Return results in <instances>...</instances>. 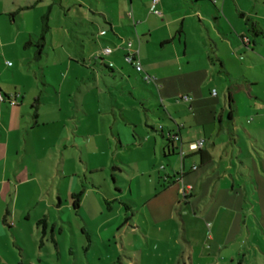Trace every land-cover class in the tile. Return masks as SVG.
I'll return each mask as SVG.
<instances>
[{
	"label": "crops",
	"instance_id": "obj_1",
	"mask_svg": "<svg viewBox=\"0 0 264 264\" xmlns=\"http://www.w3.org/2000/svg\"><path fill=\"white\" fill-rule=\"evenodd\" d=\"M96 1L89 22L104 20L97 37L112 48L107 62L101 58L112 63L108 73L116 68L131 86L132 75L134 86L143 70L153 75L145 85L158 102L107 104L94 116L72 90L62 102V89L53 88L56 98L46 101L43 69L29 88L3 61L6 45L25 46L37 31L13 32L0 45V93L18 100L0 102V232L7 225L17 242L40 220L60 231L82 220L100 240L114 238L119 264H261L264 0H159L161 15L150 11L151 0ZM39 17L45 43L47 16ZM128 40L139 75L123 71ZM76 74L86 91L99 75ZM149 106L154 115L133 125L124 113ZM200 138L204 146L190 150Z\"/></svg>",
	"mask_w": 264,
	"mask_h": 264
},
{
	"label": "rangeland",
	"instance_id": "obj_2",
	"mask_svg": "<svg viewBox=\"0 0 264 264\" xmlns=\"http://www.w3.org/2000/svg\"><path fill=\"white\" fill-rule=\"evenodd\" d=\"M119 1L108 0L107 3L118 7ZM30 3L33 2L31 0H0V45L8 43L13 32H20L21 38L22 32L26 30L36 29L37 31L36 37L27 46H24V40H20L18 46L8 44L4 47L5 66H8V61L11 64L14 63L10 70H19L18 81L31 88L32 85L34 86L33 72L38 73L43 69L47 75V82L51 83V85L45 86L50 91V98L43 90L42 95L46 101L56 98L53 88L62 89V102L71 97L68 93L72 90L71 94L75 95L73 100L77 97L79 104L82 101L85 107L94 110V116L98 108L107 104H134L139 101L156 104L158 102L156 94L151 95L149 92V90L153 91L152 85H145L149 82L144 80L146 73L144 70L141 77L130 63L123 61L125 73L139 75L136 81L138 85L135 86L134 75L131 76L133 82L131 86L128 84L127 78L123 79L116 68L112 74L108 73L110 72L109 67L101 61V58L105 62L109 60L102 53L105 46L104 37H97L99 26L105 27L104 20L98 19L99 24L89 22L90 19H97L96 16L89 13V9L95 8L98 4L96 0H42L37 5ZM44 14L47 16L49 27V30L45 32V43L44 40L39 39V35L42 33L40 28L42 22L41 18H38V15ZM41 43H44L41 47V58L36 59L37 57H33V54L37 51V45ZM91 50L94 53L91 60H88L87 56ZM82 58L85 59L81 64L73 60ZM0 67H2V61ZM91 68L97 70L99 75L89 79V81L92 80L93 88L91 83L90 89L86 91L85 84L88 82L84 78L85 76L81 74L77 76L76 73L87 72ZM74 76L79 78L74 79ZM80 76H83V79ZM41 86L43 85L41 84ZM139 93L140 95H138ZM116 109V113L119 115L121 112L118 107ZM153 109L154 107L149 106L147 111L131 110L124 113L133 122V125L137 120H143L145 114L154 115ZM110 114L112 115V112ZM112 119L111 116L110 120ZM148 130L150 131V128ZM124 133L129 135L128 132ZM136 133L137 131L132 132L137 136ZM72 222L73 225L70 224V221L64 222L61 231L60 226L53 229L50 224L45 229L42 222H39L37 231L35 225L32 230H21V238L17 242H15L10 228L4 225L5 233L0 232V264L9 262L13 264L15 260L14 264H119L117 263L119 258L114 252L113 237L102 241L99 239L98 232L92 230L89 225L86 226L82 220L79 221L80 225L76 221ZM259 244L263 248V254L260 257L263 259L261 264H264V238Z\"/></svg>",
	"mask_w": 264,
	"mask_h": 264
},
{
	"label": "built area",
	"instance_id": "obj_3",
	"mask_svg": "<svg viewBox=\"0 0 264 264\" xmlns=\"http://www.w3.org/2000/svg\"><path fill=\"white\" fill-rule=\"evenodd\" d=\"M159 0H151V4H150V11L157 14V15H161V11L160 9L157 8V4H158ZM124 49H125V54H124V58L125 60L130 63L131 65L134 66V68L137 71H142V66L139 60V56H138V49L136 47H134L133 43L131 40H128L125 42L124 45ZM112 51V48L109 46H105L102 50V53L104 54H110ZM8 65L11 64V62H7ZM109 65L111 66L112 63H109ZM144 80L147 82H152L155 80V77L153 75L147 74L145 73L144 75ZM212 94H215V90H212ZM185 99H187V96H184ZM8 101L9 104L11 105H15L17 104L18 100H17V94L16 93H10V94H3L0 93V102L3 101ZM174 139L177 140L179 139V137L177 135L174 136ZM204 142L205 140L203 138L194 140V141H190L188 142V148L192 151L195 150H199L204 146ZM195 168V166H194ZM190 188V186L187 187V190ZM187 190L183 191V194L187 193Z\"/></svg>",
	"mask_w": 264,
	"mask_h": 264
},
{
	"label": "trees",
	"instance_id": "obj_4",
	"mask_svg": "<svg viewBox=\"0 0 264 264\" xmlns=\"http://www.w3.org/2000/svg\"><path fill=\"white\" fill-rule=\"evenodd\" d=\"M194 1H195V0H194ZM44 28H45V26H44ZM39 39H40V40H43V36H42V34L39 35ZM30 43H31L30 40H28V41L25 43V46L29 45ZM41 47H42V43L39 44V45H37V52L40 51ZM106 66L109 67L110 65H109V64H108V65L106 64ZM78 196H79V194H76V198H75V201H74V205H75V207L78 206ZM41 221H42V220H40V222H41ZM20 264H23V263H20Z\"/></svg>",
	"mask_w": 264,
	"mask_h": 264
}]
</instances>
